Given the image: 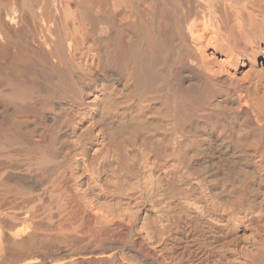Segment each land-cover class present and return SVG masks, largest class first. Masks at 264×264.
<instances>
[{
  "label": "bare ground",
  "instance_id": "1",
  "mask_svg": "<svg viewBox=\"0 0 264 264\" xmlns=\"http://www.w3.org/2000/svg\"><path fill=\"white\" fill-rule=\"evenodd\" d=\"M0 264H264V0H0Z\"/></svg>",
  "mask_w": 264,
  "mask_h": 264
}]
</instances>
